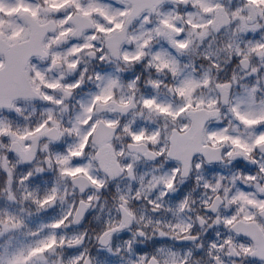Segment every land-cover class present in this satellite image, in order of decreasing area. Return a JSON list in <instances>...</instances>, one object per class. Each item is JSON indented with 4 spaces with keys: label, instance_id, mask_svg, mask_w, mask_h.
<instances>
[{
    "label": "clouds",
    "instance_id": "9594fccd",
    "mask_svg": "<svg viewBox=\"0 0 264 264\" xmlns=\"http://www.w3.org/2000/svg\"><path fill=\"white\" fill-rule=\"evenodd\" d=\"M30 2L39 8L41 17L50 20L58 22L73 16L67 25H53L54 30L48 32L50 38L63 28H76L89 20L91 24L53 46V51L63 58L56 67L49 70L50 58L37 64L49 80H59L64 86L80 81L79 87L70 92L64 88L44 89L62 103L37 96L17 100L19 111L0 108V121L14 131L34 130L52 115L63 133L58 139L53 138L54 133L45 132L25 141L34 145L30 159L21 158L11 147V136H0V218L8 213L24 221L19 228L5 229L0 224V255L17 251L25 240L36 243L55 234L56 246L44 254L48 264H264L259 255L245 254L240 249L241 244H251V238L224 223V218L239 210L241 202L230 203L239 192L264 201V192L260 191L264 187V172L260 171L264 148L257 147L252 158L242 154L228 156L233 146L227 143L219 148V159L209 160L204 152H196L186 167L184 161L168 155V148L172 129L190 122V114L173 120L143 104L145 99L154 98L177 110L189 99L177 89L194 82L197 87L191 92L193 105L204 100L206 112L208 102L217 101L213 109L218 110L217 114L204 120L206 132L227 129L229 135L251 143L264 132V123L248 127L232 109L239 106L242 112L257 115L264 111V56L250 52L255 45L264 44V4L251 5L248 0H71L58 11L49 12L46 0ZM93 3L116 20L109 22L101 13L84 17L77 8V4L87 8ZM5 6H9L7 0ZM205 7H211L212 11H205ZM125 11L130 14L120 15ZM166 19L174 27L164 25ZM121 21L123 32L101 33L96 28L98 24L111 28ZM92 35L95 40L90 39ZM110 40L118 44V51L109 47ZM178 42H187L188 46L180 48ZM84 44L92 47L69 55L73 47ZM139 52H143L140 59H124L125 53L134 57ZM245 55L248 60L242 63ZM158 56L170 61L171 67L159 68ZM72 61H78V65L69 69L68 63ZM112 81H116L112 88L115 100H131V105L121 109L115 103L97 104L91 113L92 123L115 120L119 122L117 128L106 130L102 124L84 155L71 158L66 165L87 167L92 176L103 181V187H97L84 176L74 179L62 175L64 165L57 164L56 157L68 155L69 149L79 144L91 127L79 120L88 115L85 109ZM126 126L148 135L158 131L160 138L156 143L146 142L144 150H137L129 147L134 142L125 132ZM49 127H53V121H49ZM76 127L80 135L67 131ZM105 131L112 133L110 143L115 150L123 152L116 157L120 164L133 165L131 172L125 168L109 173L100 166L95 140ZM204 143L211 146L212 142ZM162 148L163 154H152ZM236 161L251 163L255 171L247 173L234 168ZM177 168L179 172L174 171ZM250 175L256 180H247ZM173 176L174 185L169 189L165 181ZM23 177L28 178L22 182ZM190 183L191 188L183 198L174 199ZM53 190L57 193L54 203L40 207L34 201V197L43 199ZM10 193L14 199L9 198ZM26 193L32 195L26 198ZM121 197L127 199V204ZM125 208L131 210L132 216L126 215ZM69 211L72 215L60 228L48 226ZM246 211L256 212L264 220L257 208L247 206ZM46 216L51 219L42 218ZM34 229H40L38 235H26ZM229 238L235 250L225 243ZM77 239L78 244L72 243Z\"/></svg>",
    "mask_w": 264,
    "mask_h": 264
},
{
    "label": "snow or ice",
    "instance_id": "6c2138e0",
    "mask_svg": "<svg viewBox=\"0 0 264 264\" xmlns=\"http://www.w3.org/2000/svg\"><path fill=\"white\" fill-rule=\"evenodd\" d=\"M48 4V11H58L59 9L65 7L71 0H62V2H57V0H46ZM251 5H262L264 0H248ZM6 0H0V108L20 109L17 107L16 101L20 99H32L34 97H41L46 101H54L57 104L62 103V100H57L54 96L49 95L44 89H61L64 88L66 92H70L73 88L79 87L80 81L76 84H68L64 86L59 80L52 81L46 76V73L42 71L37 64L32 62L33 57H39L41 60L51 59V68L56 67L62 62L63 58L61 53L53 51V46L58 45L62 38L67 37L69 34H76L84 30L91 24L89 20L87 23H79L76 28L67 27L63 28L58 35L54 37H49L48 32L54 30L53 25L58 24L59 26H64L73 19L72 15L57 21L50 20L46 17H41L39 13V8H34L30 0H15L14 3H9V6H5ZM218 7V6H217ZM77 8L80 9L84 17H91L93 13H101L106 17L109 22L116 20L114 15H109L102 7L97 4H90L87 8H82L81 5L77 4ZM205 11H212L211 7H205ZM130 13L128 11L120 13V15L128 16ZM238 15V13H237ZM18 16H23L25 23L18 24L14 22V18ZM191 23V21H189ZM211 23V21H209ZM163 24L168 27H174L169 20H164ZM96 28L101 33H114L118 30L123 32L124 22H116L111 28H107L102 24L96 25ZM179 31V29H177ZM90 39L95 40L96 36L92 35ZM148 44V40L144 41V45ZM180 48H186L187 42H178ZM91 44H84L79 47H73L69 55L74 53H79L84 48H91ZM109 47L113 49L114 52L118 51V44L109 41ZM250 52L256 53L258 55L264 56V44H257L250 49ZM143 52H139L136 56H129L127 53L124 54L125 60L140 59ZM103 59V57H101ZM156 59L161 60L158 65L159 68L171 67V62L168 60H163L161 57H156ZM248 60V56L245 55L242 63ZM78 65V61H72L68 63L69 69H74ZM173 71L175 69L173 68ZM255 71V69H253ZM209 81L206 79L204 81L207 84ZM116 81H112L108 87H106L99 95H97L92 104L85 109L88 115L79 120L82 125H89L91 127L82 135L79 144L69 149V154L65 156H57L56 163L64 165L61 168V173L64 176H71L74 179L79 176H84L88 181L97 187H103V181L92 176L89 169L84 166L77 167H67L69 161L73 157H80L84 155L85 149L87 148L90 140L96 136L98 129L101 128L103 124L106 130H114L117 128L119 122L115 120H97L92 123V115L96 109L97 104H102L103 106H108L110 103H115L117 107L121 109H127L131 105V100H120L116 101L112 88L115 86ZM197 85L194 82H188L183 87L177 89L181 96L187 95L189 97L188 102L177 110H174L170 104L158 103L156 99H145L143 104L146 108L154 110L158 114L171 117L173 120H177L185 113L190 114V122L183 123L177 128H173L171 134L169 135V140L171 141V147L168 148V155L174 156L178 160H182L185 166H190V160L193 154L196 152H204L209 160L219 159L218 156L219 148L227 143H231L233 150L228 153V156L234 155H244L248 158H252V154L257 147L264 148V132L260 133L255 137V139L249 143L247 140L240 136H232L228 134V130L224 129L222 131L206 132L204 129V120L208 115H215L217 111H214V106L217 103L215 100L208 102V108L205 112L203 106L205 104L204 100H200L198 103L193 105L191 100V92L195 90ZM220 87H228V85H220ZM191 110V112L189 111ZM236 117L243 122L248 127H253L264 123V111L260 114H255L253 112H242L239 106L232 109ZM205 113L201 115V113ZM49 121H53V127H49ZM74 131L77 135H80V129L78 127L67 130ZM53 134L54 139H58L62 135L59 121H55L52 115L48 116L42 124L36 127L34 130H26L24 132L14 131L11 126L5 122L0 121V136L9 135L12 137L11 147L17 152L18 155L23 159H30L33 152V144H27L25 141L30 138L35 139L40 134L43 133ZM125 132L131 135L133 144L129 147H134L137 150H144L146 147V142L156 143L160 138V133L153 132L148 135L145 131H133L129 127H125ZM111 132L105 131L102 135L96 137L95 143L98 145V150L96 152V157L100 161V166L103 167L109 173L123 171L125 168L129 172L132 171L133 165H121L120 161L116 158L117 156L123 155V152H117L114 146L110 143ZM204 141H211V146L204 143ZM47 148V145H45ZM211 147L212 151H209ZM165 149H161L158 153H152L153 155L163 154ZM5 167L7 168V161L5 159ZM197 167H200L198 164ZM42 171V169H39ZM11 174V169H8ZM175 172H179V169H175ZM261 172H264V165H261ZM28 176H31L29 172ZM28 177H23V180ZM175 176L169 178L165 181L167 187L171 189L174 185ZM247 180H256L255 176H248ZM219 186V181L217 182ZM259 187V186H258ZM260 191L264 192V187H260ZM31 193H26V198L31 196ZM10 199H14V194L10 193ZM57 198V193L55 190L51 194L46 195L43 199L34 197V201L44 207L50 203H54ZM92 198L90 197L89 200ZM124 204H127V199L121 197ZM219 199V197H217ZM240 203L238 212L231 217L224 218V223L232 228H234L238 233L242 232L246 236L251 238L252 243L245 245L241 244L239 247L245 254L259 255L264 259V220L258 218L256 212L246 211L247 206H253L258 209L259 216H264V201H258L252 199L244 193L239 192L237 195L233 196L230 203ZM124 207V205H122ZM126 215L132 216L130 209L125 208ZM243 213V215H240ZM72 215L71 211L63 217L53 221L49 227L53 229L60 228L67 219ZM219 221V218H217ZM0 224L4 226L5 229L19 228L24 224V221L20 218L15 217L12 214L6 213L3 218H0ZM190 227V226H189ZM115 229H110L114 231ZM187 231V229H183ZM35 235V233H33ZM57 237L55 234H51L44 239L38 240L35 246L29 245L26 249L17 250L10 255H0V264H33V261L37 258H43L44 254L50 251L57 244ZM79 239L72 241V243L78 244ZM61 244L64 243L63 240L60 241ZM226 244L232 246L235 250L234 242L231 238L225 241ZM213 247H216L213 244ZM220 247H223L221 245ZM219 259V257H217ZM75 264V262H74Z\"/></svg>",
    "mask_w": 264,
    "mask_h": 264
},
{
    "label": "rangeland",
    "instance_id": "374dc122",
    "mask_svg": "<svg viewBox=\"0 0 264 264\" xmlns=\"http://www.w3.org/2000/svg\"><path fill=\"white\" fill-rule=\"evenodd\" d=\"M7 2H8V3H14L15 0H7ZM14 22H15V23H18V24H24V23H25L24 20L22 19V16L15 17V18H14ZM37 61H38V62H37L36 64H39V63H42V62H43V61H41V60H37ZM252 167H253L252 164L248 166V168H252ZM37 224H39V223H37ZM30 227H31V226H30ZM39 231H40V229H34V230H31L29 233H26V235H33V233H35V235H38ZM33 236H34V235H33ZM33 244H34V243H32L31 241H27V240H25V241L21 244V246H20V248H19L18 250H20V249H26L29 245L35 246V245H33ZM45 259H46V257H43L42 259H41V258H37L38 261L34 260V262H35V264H48V262L45 261Z\"/></svg>",
    "mask_w": 264,
    "mask_h": 264
},
{
    "label": "flooded vegetation",
    "instance_id": "af4514ba",
    "mask_svg": "<svg viewBox=\"0 0 264 264\" xmlns=\"http://www.w3.org/2000/svg\"><path fill=\"white\" fill-rule=\"evenodd\" d=\"M249 165H251V163H249V162L236 161V162H234L233 167L234 168H238V169H240L242 171H245L247 173L254 172L255 171V166L253 165L252 168H248ZM190 188H191V183L188 184L184 189H182L178 194H176V196L174 197V199L179 200V199L183 198V196L186 194L187 190H189ZM124 238H127V236L125 235ZM243 239L248 240L250 238L243 237Z\"/></svg>",
    "mask_w": 264,
    "mask_h": 264
}]
</instances>
